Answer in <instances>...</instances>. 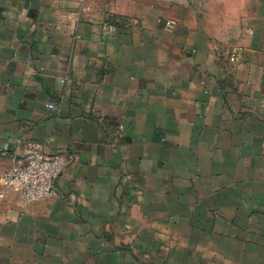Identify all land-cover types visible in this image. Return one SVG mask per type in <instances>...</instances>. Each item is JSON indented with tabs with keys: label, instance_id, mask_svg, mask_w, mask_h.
<instances>
[{
	"label": "crops",
	"instance_id": "crops-1",
	"mask_svg": "<svg viewBox=\"0 0 264 264\" xmlns=\"http://www.w3.org/2000/svg\"><path fill=\"white\" fill-rule=\"evenodd\" d=\"M27 141L77 159L0 264H264V0H0V178Z\"/></svg>",
	"mask_w": 264,
	"mask_h": 264
},
{
	"label": "built area",
	"instance_id": "built-area-1",
	"mask_svg": "<svg viewBox=\"0 0 264 264\" xmlns=\"http://www.w3.org/2000/svg\"><path fill=\"white\" fill-rule=\"evenodd\" d=\"M164 21L165 28L173 31L175 20L172 18L159 19ZM105 30L114 31L115 26L103 25ZM53 108V105L50 104ZM77 156L72 153L58 152L48 154L39 144L27 141L20 154L18 162L6 170L0 178V198L8 191L19 194L22 206L32 202L49 199L57 194V182L67 164L75 161Z\"/></svg>",
	"mask_w": 264,
	"mask_h": 264
}]
</instances>
